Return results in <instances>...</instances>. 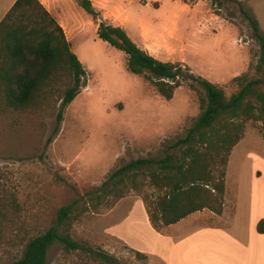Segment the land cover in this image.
Listing matches in <instances>:
<instances>
[{"label": "rangeland", "instance_id": "1", "mask_svg": "<svg viewBox=\"0 0 264 264\" xmlns=\"http://www.w3.org/2000/svg\"><path fill=\"white\" fill-rule=\"evenodd\" d=\"M91 1L97 18L76 1L73 30L65 26L72 49L87 70V85L66 107L60 131L55 128L61 102L36 112L0 105V196L9 204L8 219L0 221V264L19 259L27 241L53 225L60 207L78 195L96 192L119 167L172 153V145L187 135L201 113L190 79L167 100L143 76L130 72L126 52L99 38L102 21L128 25L138 43L139 20L144 17L158 31L153 38L155 57L182 62L183 77L202 76L222 86L228 96L238 87L232 79L222 82L234 72L256 76L259 44L245 13L257 19L264 33V0H229L223 5L202 0L200 17L193 22L192 15L177 19L173 14L179 6L193 7L201 0ZM205 15L212 19L206 21ZM215 21L208 30L207 22ZM248 54L250 62L243 72ZM155 193L149 186L144 193L132 190L113 206L112 198L104 196L97 208V200L88 198L82 205L90 210L82 212L71 229L83 249L67 251L56 245L47 264H109L103 255L115 264H167L173 243L159 241L157 232L179 242L207 228H224L245 245L251 232L252 248H264V233L258 230L264 220L263 123L247 122L243 139L229 157L223 214L205 209L177 227L155 229L144 199ZM157 250L165 251L156 254Z\"/></svg>", "mask_w": 264, "mask_h": 264}, {"label": "trees", "instance_id": "2", "mask_svg": "<svg viewBox=\"0 0 264 264\" xmlns=\"http://www.w3.org/2000/svg\"><path fill=\"white\" fill-rule=\"evenodd\" d=\"M76 1L98 17L91 0ZM226 1L213 0L219 5ZM245 14L259 44L256 76L234 77L238 90L230 96L202 76L183 77L182 62L158 59L138 46L123 27L100 23L99 38L125 51L128 70L143 76L163 98L173 99L185 79L199 83L204 92L193 82L190 86L198 92L201 113L187 135L172 145V153L162 159L132 160L112 172L96 192L78 195L60 207L53 225L31 237L22 256L9 264H47L56 245L67 251L82 250L71 229L81 213L90 210L89 205H82L88 198L97 200V208L108 196L113 206L132 190L144 193L149 186L156 190L155 197L147 194L144 199L155 229L205 209L223 214L229 157L243 139L247 122L264 125V33L257 19ZM86 85L87 70L56 18L40 0H17L0 22V105L16 112H36L61 102L55 128L59 132L66 107ZM12 204L18 206L16 201ZM8 205L0 196V221L8 219ZM258 230L264 233V220ZM102 258L115 264L109 255Z\"/></svg>", "mask_w": 264, "mask_h": 264}, {"label": "crops", "instance_id": "3", "mask_svg": "<svg viewBox=\"0 0 264 264\" xmlns=\"http://www.w3.org/2000/svg\"><path fill=\"white\" fill-rule=\"evenodd\" d=\"M16 1L17 0H0V22L10 11ZM40 1L64 28L66 34V25L73 30V25L75 23L73 14L75 10H79L78 3L75 0H67V3L64 0ZM201 2L202 0L200 2H197L193 7L189 4L182 5V7L179 6L177 14L173 15L177 16V19H180L181 17H185L187 15H192L191 21L193 22L200 17ZM146 7H150V5H146ZM106 16L107 13L105 12V17ZM205 19L206 21H208L211 20L212 17L209 18V16L205 15ZM207 23L208 24L206 25V27L208 28V30H212V23L216 24L217 21ZM139 24L142 28V34L137 44L142 49L147 50L153 55L155 54V50H157V46L153 42V38L158 33V31H156V29L153 28V24L151 22H147L144 17H140ZM127 26L128 25H126L125 27V25H123L124 28H127ZM126 31L131 37V33L129 32L128 28L126 29ZM131 38L133 39V37ZM171 62H175V60H172ZM249 62L250 54H248L247 59H245L243 62V72L246 71ZM238 73L240 72H234L232 74V77L228 80L223 81L222 84L238 76ZM198 212L191 214L177 224L170 225L169 227L179 226L187 219L195 216V214ZM151 230L153 232H157L152 226ZM227 231L228 230L224 228H207L202 231L195 232L189 237L183 238L179 242H176L178 241V239H176L175 241V238L172 236L164 235L159 232H157V235L159 241L163 242V240H165L167 244L171 245V243L169 242V240H171L173 243L172 250H169L168 252V257L170 259L167 260V264H264V248H260L258 250L252 248L253 238L251 232L250 243L245 245L230 236ZM160 247H162L161 244ZM196 250H198V252H196ZM161 251L157 250V253H154L160 254Z\"/></svg>", "mask_w": 264, "mask_h": 264}]
</instances>
